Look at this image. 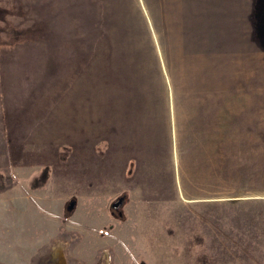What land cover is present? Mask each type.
Instances as JSON below:
<instances>
[{"label":"rangeland","instance_id":"obj_1","mask_svg":"<svg viewBox=\"0 0 264 264\" xmlns=\"http://www.w3.org/2000/svg\"><path fill=\"white\" fill-rule=\"evenodd\" d=\"M255 5L0 0V264H264Z\"/></svg>","mask_w":264,"mask_h":264},{"label":"trees","instance_id":"obj_2","mask_svg":"<svg viewBox=\"0 0 264 264\" xmlns=\"http://www.w3.org/2000/svg\"><path fill=\"white\" fill-rule=\"evenodd\" d=\"M252 9H253L252 13L254 16V23H253L254 29H252V32H256L257 34H259L260 40L264 44V0H256V5ZM257 170L259 171L256 172V168H255V170H253V173H252V176L255 177V179H256V173L264 174V155L262 158V163L260 167L257 168ZM241 176L243 175L241 174Z\"/></svg>","mask_w":264,"mask_h":264},{"label":"water","instance_id":"obj_3","mask_svg":"<svg viewBox=\"0 0 264 264\" xmlns=\"http://www.w3.org/2000/svg\"><path fill=\"white\" fill-rule=\"evenodd\" d=\"M121 204V199H118L117 201H115L114 203H112V206L114 208H116L117 206H119ZM74 206V201H71L68 205L69 208H72Z\"/></svg>","mask_w":264,"mask_h":264}]
</instances>
